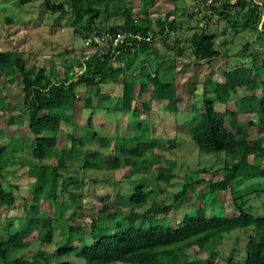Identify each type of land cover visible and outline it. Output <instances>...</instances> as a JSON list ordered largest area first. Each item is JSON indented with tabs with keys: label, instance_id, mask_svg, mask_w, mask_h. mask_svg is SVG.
I'll use <instances>...</instances> for the list:
<instances>
[{
	"label": "trees",
	"instance_id": "obj_1",
	"mask_svg": "<svg viewBox=\"0 0 264 264\" xmlns=\"http://www.w3.org/2000/svg\"><path fill=\"white\" fill-rule=\"evenodd\" d=\"M34 1L40 0H0V8L5 12L0 17V25L6 37L12 30H19L17 24L23 21V11ZM41 1L43 12L53 19V25L66 18L76 34H83L85 43V33L98 27L108 28L113 34L122 31L131 35L128 40L132 45L106 53L89 46L92 53L66 60L61 75L55 69L49 74L43 66L28 67L18 46H12V42L0 49V74H4L7 82L22 80L23 108L17 119L21 125L26 123L31 143L29 150L23 137H11L10 143H0V175L6 167L16 163L12 161V150L16 153L28 150V156L33 159L22 163L27 168V177L33 179L32 204L27 203L18 229L12 231L11 223H7L0 231V264H215L216 255L224 256L226 264H264V211L253 212L246 197L247 194L259 195L263 190L259 186H264V169L261 168L264 95L256 94L257 90L264 89V77L255 80L252 74L256 68L242 65L226 70L222 82L210 84V88L203 86L200 106H194L185 119L186 133L199 151L225 156L224 174L220 180L209 181L207 190L197 195L203 206L194 214L185 213L174 225L168 216L181 208L188 192L194 190V184L184 183L169 203L154 200L162 190L154 189L152 183L170 182L174 175L171 166L164 173L155 155L159 142L152 138L151 120L143 117V111L151 112V105L142 101L141 109L134 103L138 94L149 93L152 102H167L165 110L179 113L177 83L174 78H162L157 69L140 78L136 92L135 80L131 77L134 75L128 74V70L138 53L151 50L150 39L174 30L176 19L158 21L159 31L155 34L151 31L147 11L141 12L142 17L133 7L124 5L126 0H118L110 12L107 8L106 23L99 24H96V19L101 17L98 0ZM144 1L153 6L157 0ZM208 7L211 11L199 19L197 27L201 31L190 43L191 60L208 62L221 56L215 46V35L207 30V21L213 14L217 20L224 18L225 31L237 34L250 30L255 34L257 48L248 42L242 47V52L252 47L255 59L258 50L264 49V0H217ZM233 11L238 12L236 16L231 15ZM118 16H122V24H107ZM117 62H123L124 66H117ZM66 64L69 65L66 67ZM119 78L122 80L121 109L130 114L127 128L130 134L107 138L97 133L94 119L97 105L93 100L96 98L98 104L109 101L111 96L103 93L101 86L117 82ZM241 88L246 93L231 108L232 95ZM245 113L255 115L256 119L251 122L261 125L258 137L253 140L239 123V116ZM179 121L178 118L176 122ZM16 122L10 115L7 124L12 126ZM80 125L86 127V137H77L72 131ZM229 126L235 132L230 131ZM60 137L70 143L69 149L56 148ZM94 140L97 150H114V157L107 160L99 151L90 150L88 146ZM8 152L10 157L6 159ZM48 157L54 159L53 164L45 162ZM155 165L158 169L152 183L146 178L134 179ZM119 170L128 173V177H124L128 186L123 187L128 194L123 198L132 205L129 211L115 209L111 213L110 203L101 205L95 200L91 208L86 207L82 194L89 190L86 188L88 178L96 182L105 176L104 181L122 187L123 180L115 177ZM238 184H244V189L240 190ZM12 187V184L0 186V207L11 208L15 204ZM226 190H230L237 213L233 216L213 212L218 208L219 192ZM45 201L53 206V214L40 212V205ZM211 208L212 214H207ZM67 220L76 222L75 226H70ZM57 232L60 238L55 240ZM239 236L246 240L243 250ZM35 242L53 245V251L38 250L26 257ZM189 249L197 254L198 263L188 258Z\"/></svg>",
	"mask_w": 264,
	"mask_h": 264
},
{
	"label": "rangeland",
	"instance_id": "obj_2",
	"mask_svg": "<svg viewBox=\"0 0 264 264\" xmlns=\"http://www.w3.org/2000/svg\"><path fill=\"white\" fill-rule=\"evenodd\" d=\"M100 7V16L96 19V24L106 23L104 19L107 8L112 11V6L118 0H98ZM42 1H34L28 4L23 11V21H19L17 28L12 30L6 37V31L0 25V49L8 46L12 42V46H18L22 56L26 59L27 66L33 65L43 66L47 73H53L54 69L63 73L62 68L65 66V61L79 59V55L88 56L92 53L83 40V34H76L72 24L63 19L60 23L53 25V19L44 13L41 7ZM126 7H133L134 11H138L142 17V11H147L148 20L152 23L151 31L158 34V21H169L176 19L177 25L174 30L166 33V35H156L152 40V48L148 53H138L133 64L128 70V74L134 75L135 91L138 92L140 78L144 77L145 73L153 72L159 69L162 78H174L177 83L178 96L177 107L179 113H174L164 109L167 102H155L150 100L149 93L138 94L134 103L135 107H141L142 101L148 102L151 105V112L143 111V117H148L154 127L152 138L159 142L158 148L155 150V155L160 159L159 166L166 173V168L172 167L174 178L170 182L164 180L154 182L157 173V166H153L149 171L137 174L136 178H146L151 181L153 188L157 187L162 191L157 193L154 200L159 203H169L172 201V195L179 191L181 186L188 181L194 184V190L189 191L185 197L184 203L179 210L171 211L168 220L172 224L178 223L185 213H195V211L203 206L202 200L198 198V194L205 192L208 188L209 181L220 180L223 178L225 156L211 153H204L198 150L197 146L191 142L186 130L185 119L189 116L192 108L199 107L201 104V96L203 86L210 88V84L223 81V73L232 68L241 67L242 65L253 66L255 69L252 77L260 81L264 77V49L258 50L255 59L253 58L252 47H249L245 52H242V47L245 43H250L251 46L257 48L255 44V34L250 31H243L233 34L225 27L224 18L217 20V17L212 15L211 20L207 21L208 33L215 35V46L220 51L221 56L212 61L194 62L190 58V43L193 37L200 33L198 21L206 12H210L208 5L196 0H157L152 6L144 0H126ZM5 13L0 8V17ZM213 13V12H212ZM238 12L233 11L231 15L236 16ZM122 16L112 17L107 24L120 25L123 23ZM136 19L137 15L134 13ZM2 19H0L1 24ZM53 25V28L51 27ZM165 37V38H164ZM164 38V39H163ZM181 51L179 54L178 52ZM69 61V60H68ZM142 61H146L142 65ZM69 65V64H68ZM66 64V67L68 66ZM117 66L123 67V62H117ZM144 69L142 68V66ZM65 68V67H64ZM77 72L78 68H74ZM122 80L119 78L117 82H108L101 86V90L105 94H109L111 99L107 102L98 104L97 99L93 100L94 105H97L95 112V125L99 135L104 137L121 136L127 137L130 133L127 130L130 114L123 112L121 109V88ZM246 93L244 88L238 90L235 95H232L233 102L230 104L234 108V103ZM256 94L264 95V89H259ZM23 89L22 80L18 78L15 81L7 82L4 74H0V143H10L11 137H23L25 146L28 150L31 149L30 134L26 123L20 124L18 117L23 108ZM14 116L17 120L15 125H8L9 116ZM82 117V116H80ZM128 118V120H127ZM179 118V122L176 120ZM76 119H80L79 116ZM256 116L248 113L239 116V123L244 127V131L249 135V139L253 140L258 137L261 125L251 122ZM83 125L74 127L72 131L77 137H86L88 135L86 127ZM228 126V125H227ZM230 131L235 132L233 128L228 127ZM64 130V129H63ZM96 140L92 141L88 146L90 150L96 149ZM10 146V144H9ZM70 143L58 138L56 148L58 150L69 149ZM172 146V147H171ZM10 150L12 148L10 147ZM27 150V151H28ZM27 151L14 152L12 150V161L16 162L10 167H6L0 175V186L13 185L12 191L16 201L11 208L0 207V231L11 223L12 231L18 229L19 219L25 215L27 203L32 204L33 196V179L27 177L26 167L22 163L32 162L33 159L28 156ZM103 158L111 160L115 151L111 149H98ZM10 157L9 152L5 154V158ZM249 160L253 162V155H249ZM48 164H53L54 159L48 157L45 160ZM261 168L264 169V158H262ZM65 173V172H64ZM66 174V173H65ZM79 175V174H78ZM128 173L126 170H119L115 173L117 179L123 180V186L118 187L114 183L104 181L105 176H101L102 180L93 182V178H88L86 186L87 191L83 192L84 202L86 207L91 208L92 202L95 200L101 205L106 203L111 204V213L116 209L129 211L132 205L123 197H127L128 180L124 179ZM240 190L244 189V184H238ZM262 191L259 195L247 194L248 206L250 209L261 214L264 211V186H259ZM10 190V187H8ZM124 189V190H122ZM126 194V195H125ZM218 208L214 213H222L225 216H233L237 214L233 207L230 190L221 191L218 194ZM122 198V199H121ZM188 198L190 200H188ZM212 208L208 209L207 214H212ZM53 206L50 202L45 201L40 205V212L53 214ZM87 213V211L85 212ZM90 213V211H88ZM87 213V214H88ZM85 221H88L85 218ZM70 226H75L76 222L67 220ZM59 233H55V240H58ZM72 237V234H71ZM74 237V236H73ZM244 238V237H243ZM239 236L240 247L243 250L246 240ZM77 245V238H74ZM53 245H41L35 242L29 249L26 257H31L36 251L52 252ZM221 250L227 251L225 247ZM188 258L193 262L198 263V256L193 249L188 250ZM215 264H226L224 256L216 255L214 258ZM124 264V263H120Z\"/></svg>",
	"mask_w": 264,
	"mask_h": 264
},
{
	"label": "built area",
	"instance_id": "obj_3",
	"mask_svg": "<svg viewBox=\"0 0 264 264\" xmlns=\"http://www.w3.org/2000/svg\"><path fill=\"white\" fill-rule=\"evenodd\" d=\"M205 5L215 4L217 0H199ZM131 35L117 31L111 33L108 28H92L91 31L85 33L86 44L93 47V49H99L101 53L110 51H116L121 46H131L132 43L129 41ZM149 40V39H147Z\"/></svg>",
	"mask_w": 264,
	"mask_h": 264
}]
</instances>
